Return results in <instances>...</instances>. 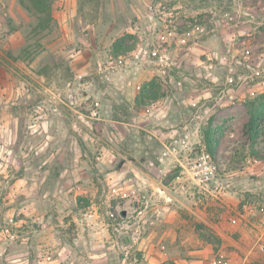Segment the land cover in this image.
<instances>
[{"label": "rangeland", "instance_id": "374dc122", "mask_svg": "<svg viewBox=\"0 0 264 264\" xmlns=\"http://www.w3.org/2000/svg\"><path fill=\"white\" fill-rule=\"evenodd\" d=\"M23 1L0 0V264H125L137 222L120 226L117 171L175 166L158 158L172 129L211 132L228 170L264 153V97L254 149L245 130L264 95V0H55L47 28ZM138 42L166 48V76L134 59ZM126 70L141 75L128 93L110 78Z\"/></svg>", "mask_w": 264, "mask_h": 264}, {"label": "crops", "instance_id": "0c3cea01", "mask_svg": "<svg viewBox=\"0 0 264 264\" xmlns=\"http://www.w3.org/2000/svg\"><path fill=\"white\" fill-rule=\"evenodd\" d=\"M67 21L65 18L62 23ZM121 75L127 81L118 82L122 88H117L124 93L129 91L130 78L131 84L141 79V75L133 78L130 70L112 73L110 78L117 80ZM260 154V158L248 157L235 171L222 163L217 181L203 193L180 191V168L172 165L165 168L159 163L139 162L121 166L115 202L124 215L137 222L135 231L121 234L124 252H131L123 262L264 264V153ZM219 186L224 187L220 197ZM161 188L165 192H160ZM200 234L218 238L220 243L209 242Z\"/></svg>", "mask_w": 264, "mask_h": 264}, {"label": "built area", "instance_id": "2783aa9c", "mask_svg": "<svg viewBox=\"0 0 264 264\" xmlns=\"http://www.w3.org/2000/svg\"><path fill=\"white\" fill-rule=\"evenodd\" d=\"M165 39V36H161ZM134 59L141 60L144 57H152L155 62L161 66L160 74L167 75L168 68L172 61L166 48L161 49V45L152 44L145 46L142 42H138L134 50L130 51ZM127 56L119 55L109 60V66L115 67L118 60L121 62ZM159 101H153L152 106L157 105ZM99 103H95L93 116L98 115ZM163 147L159 152L160 162L173 163L175 167L180 168V185L178 189L182 192L198 191L199 193L207 192L212 188L213 183L218 179L219 174L223 170L222 164L219 162L215 153H213L207 143L205 133L200 129L198 123H188L181 128L172 129L167 133L166 141L162 142ZM252 160V159H251ZM224 191L223 186L218 187V197ZM160 192H165L164 188ZM222 206L225 208L223 200ZM264 204V202H261ZM121 228L129 229L132 226L131 217L129 215L121 216Z\"/></svg>", "mask_w": 264, "mask_h": 264}, {"label": "trees", "instance_id": "16d2710c", "mask_svg": "<svg viewBox=\"0 0 264 264\" xmlns=\"http://www.w3.org/2000/svg\"><path fill=\"white\" fill-rule=\"evenodd\" d=\"M55 0H28V4L26 5L27 9L33 10L35 12H38L41 15L39 26L41 28H47L53 21H54V14H53V2ZM23 4H25L26 1H23ZM153 85V87L157 88L152 82L150 83ZM148 84L145 86H142L141 88V95H144L145 87H147ZM160 95L158 92L154 94L155 98H158ZM264 95L257 96L253 99H248L247 104L251 108V114L248 119V121L245 124V130L246 134L250 140L251 148L254 149L256 146V143L260 137V127H261V121H262V114L263 109L261 106L262 104V98ZM207 143L211 149V151L215 152V147L217 145L216 141L213 140L212 133L207 132ZM200 227V226H199ZM201 237L207 239L209 242H215V244L220 243V239L216 238L215 240L212 239V236H207L204 234H200Z\"/></svg>", "mask_w": 264, "mask_h": 264}]
</instances>
